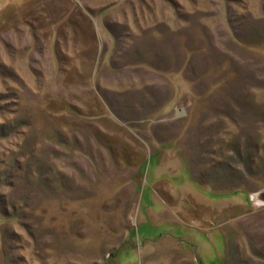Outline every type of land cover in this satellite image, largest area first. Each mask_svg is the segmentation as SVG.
Listing matches in <instances>:
<instances>
[{
	"label": "rangeland",
	"instance_id": "rangeland-1",
	"mask_svg": "<svg viewBox=\"0 0 264 264\" xmlns=\"http://www.w3.org/2000/svg\"><path fill=\"white\" fill-rule=\"evenodd\" d=\"M264 0H0V264H264Z\"/></svg>",
	"mask_w": 264,
	"mask_h": 264
},
{
	"label": "water",
	"instance_id": "water-1",
	"mask_svg": "<svg viewBox=\"0 0 264 264\" xmlns=\"http://www.w3.org/2000/svg\"><path fill=\"white\" fill-rule=\"evenodd\" d=\"M250 198L257 203H264V188L254 191L250 194Z\"/></svg>",
	"mask_w": 264,
	"mask_h": 264
}]
</instances>
